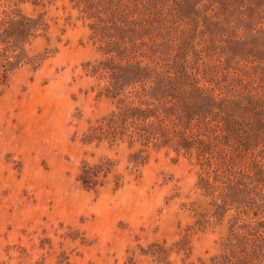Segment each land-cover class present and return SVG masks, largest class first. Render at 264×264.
<instances>
[{
    "label": "rangeland",
    "instance_id": "obj_1",
    "mask_svg": "<svg viewBox=\"0 0 264 264\" xmlns=\"http://www.w3.org/2000/svg\"><path fill=\"white\" fill-rule=\"evenodd\" d=\"M15 1L42 28L0 86V264L229 253L232 215H212L194 155L95 133L144 95L113 75L137 61L184 74V101L199 84L264 108V0Z\"/></svg>",
    "mask_w": 264,
    "mask_h": 264
},
{
    "label": "trees",
    "instance_id": "obj_2",
    "mask_svg": "<svg viewBox=\"0 0 264 264\" xmlns=\"http://www.w3.org/2000/svg\"><path fill=\"white\" fill-rule=\"evenodd\" d=\"M16 5L0 0V86L25 62L21 52L42 28ZM149 64L125 63L115 70L117 76L128 68L121 79L129 76L131 91L140 84L144 95L119 101L96 136L124 135L148 147L194 155L201 168L198 184L212 197V215L233 219L230 252L213 264H264V108L199 84L187 90L184 101V74L158 72L159 65Z\"/></svg>",
    "mask_w": 264,
    "mask_h": 264
}]
</instances>
